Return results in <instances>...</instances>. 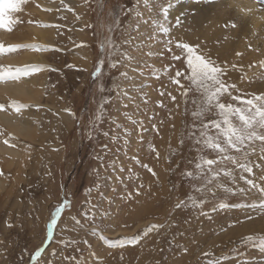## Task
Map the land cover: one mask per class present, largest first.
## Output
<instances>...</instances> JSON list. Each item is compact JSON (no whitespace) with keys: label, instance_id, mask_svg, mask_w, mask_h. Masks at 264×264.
I'll list each match as a JSON object with an SVG mask.
<instances>
[{"label":"rangeland","instance_id":"1","mask_svg":"<svg viewBox=\"0 0 264 264\" xmlns=\"http://www.w3.org/2000/svg\"><path fill=\"white\" fill-rule=\"evenodd\" d=\"M198 1L174 0V3L187 6ZM50 2L55 5L54 8H44L38 1L28 0L22 5V11L12 13L19 22L13 25L10 33L13 34L17 29L26 31L25 28L29 27L41 30L47 28L44 25H49L48 29L51 28L54 35L53 44L20 43L37 44L47 50L19 49L0 56L2 65H8L5 63L6 58L13 59L16 56L18 59L27 52L41 55L44 60L28 64L38 65L40 69L20 79L36 77L42 90L40 98L32 102H20L10 97L0 98L1 104L5 106L1 113L11 116L31 113L32 121L28 136L13 141L5 131L6 128L0 124V132L4 133L0 135V140L8 139L9 146L21 150V154L25 153L21 160L16 161H9L7 155L5 157L0 154V264H33L31 255L42 247L45 251L37 258L38 264H157V261L159 264H206L208 259L222 256L228 258L222 260L221 264H264V252L240 244L241 238L247 235H264V211L246 207L212 211L213 205L220 201L243 205L258 202L262 198L256 189L246 185L243 180L237 178L233 184L228 178L221 176L220 182L234 192L237 188H245L247 192H236L233 195L216 188L215 196L209 195V203L203 207L207 216L201 215L199 209L174 207L178 200L185 199L190 192V182L182 178L181 173L185 170L195 171L194 164L198 155L195 149L199 146H194L186 137L187 126L193 122L191 111L194 106L191 101L198 98V94H189V114L183 115L184 104L179 86L172 84L169 77L177 69L186 75L189 70L183 59L173 61L170 59L171 54L164 51V35L157 33L160 41L151 46V57H145L142 62H133L130 66L113 69L109 67L107 49L102 52L100 48L101 40L108 35L106 26L112 23L108 13L120 4L131 6L133 0H103V12L94 0L88 6H84L83 0H64L63 4L61 0H51L47 4ZM208 2L210 0H200L197 3L199 6L200 3L211 5L210 10L200 6L201 11L205 9L203 19H196L195 22L192 19L185 20L179 28L175 26V21L170 23L166 20L165 25L171 30L170 38L193 46L200 43L199 51L208 53L213 60L218 59L217 64L220 60V66L227 70L231 68V71H235L238 79L231 82L226 77L229 83L235 84L239 89L234 95L251 98L253 94H264V68L259 66V61L264 60V56L258 55L263 46L261 40H257V34L248 37L240 50L242 55L237 56L239 46L235 45L237 41L234 39L236 27H231L230 22L235 20L234 23L237 24L239 20L230 13L228 16L233 19L220 26L217 11L212 7L215 3ZM64 5L73 11H69ZM138 8L144 12L142 5ZM52 14L56 16L57 22H50ZM44 15L47 17L44 18ZM126 19L127 17H123L121 22ZM150 19L151 17L149 21ZM102 23L104 28H101ZM88 24L93 27H87ZM1 31L8 32L4 29H0ZM174 34L177 36H173ZM66 37L70 39L67 40ZM119 37L120 33L116 32L117 43ZM0 42L5 44L1 37ZM246 43H250L251 47ZM156 59L158 62H155ZM112 60H119V56L114 55ZM169 65L171 67L165 71V66ZM232 65L236 67L233 68ZM153 68L159 79L152 74ZM122 72L128 73L127 78L120 75ZM251 78H258L259 81L255 82ZM132 82L137 85L135 89ZM181 83L185 87L189 84L185 79H181ZM100 84L104 86L103 93L98 91ZM161 91L166 94L161 96ZM125 92L136 98L135 104L125 98ZM169 92L177 97L175 102L167 95ZM141 95L147 96V103L139 99ZM102 97H109L111 103L105 104L107 114L99 124V130L94 132V138L90 140L87 136L89 121ZM12 101L28 107L15 112L9 107ZM158 102H162L164 107H159ZM224 102L233 101L228 98ZM233 103L239 104L238 101ZM125 104L129 106L125 108ZM177 104L180 105L179 109ZM65 109H70L74 115H70ZM129 117L142 123L133 124ZM215 118L208 115L205 121ZM154 124L159 128V133L153 129ZM124 129L129 133L126 145L123 139ZM182 130L185 142L180 148ZM103 132L108 135H103ZM114 137L120 139H113ZM105 145L107 151L104 150ZM169 145L180 153L173 155L170 162ZM202 154L208 158H216V154L210 150H205ZM97 156L103 158L102 162L96 159ZM133 157L139 159L140 164ZM250 159L254 164L264 165V161L259 159L258 151ZM143 165H148L156 175L153 176ZM253 172L254 175L249 178L264 187V181L260 180L264 171L254 167ZM96 184L100 185L98 189ZM90 188L91 195H88L87 190ZM65 199L71 202V207L64 208L57 217L58 224L52 238L48 239L47 225L56 208ZM72 217L79 219L80 225H74ZM8 224L13 226L7 227ZM153 224L166 226L159 233L154 231L144 236V230ZM65 225L68 227L65 228ZM93 228L99 231V235ZM100 235L111 242L125 243L122 246H110L100 239ZM133 237L139 238L138 243L126 242ZM62 240L64 243H61ZM184 248L187 252L183 251ZM53 250L55 255H52ZM205 252H211L212 255L204 257L202 254ZM237 252L241 255H237ZM65 257L74 259H64Z\"/></svg>","mask_w":264,"mask_h":264},{"label":"snow or ice","instance_id":"2","mask_svg":"<svg viewBox=\"0 0 264 264\" xmlns=\"http://www.w3.org/2000/svg\"><path fill=\"white\" fill-rule=\"evenodd\" d=\"M28 0H0V29H4L8 32L13 30V25L19 21L12 16V13L22 11V5L26 4ZM64 0H61L63 4ZM84 6H88L92 0H83ZM96 6L103 12L104 3L103 0H94ZM146 0H133L131 6L128 4H120L115 10H110L108 15L112 18V23L106 26V31L108 35L105 36L100 43V48L102 52L106 51L107 59L110 61V68H117L118 66H130L133 62H142L145 57H151L153 51L151 46L157 42V33H164L166 35H171V30L169 27L165 26V21L168 19L170 10L175 11V26L181 27L183 25L184 19L188 17L189 14L195 19L196 15L200 12V6L197 3H192L185 7L184 5H176L174 0H147L150 5L145 8L151 17L150 21L146 20L144 17V12H142L138 5H142ZM218 0H210V3H216ZM256 3L264 5V0H256ZM64 7L68 8L69 11H73L67 5ZM51 11V9H47ZM257 11H264V7L256 9ZM242 12L245 14L251 13L253 9L242 8ZM127 17L122 23V18ZM77 19H80L77 16ZM149 24L150 31L141 32L142 24ZM228 25H226L227 27ZM230 26L235 28L237 25L234 22H230ZM44 27H49V25H44ZM87 27H93L92 24H88ZM105 25L101 24V28ZM119 32V43L115 38V33ZM173 47L178 49L180 54H176L173 51ZM199 45H190L184 43L180 40L169 38L165 41L164 51L171 54V59L173 61H180L183 59L184 63L189 70V74L177 69L175 74L170 76V82L174 85L179 86L180 95L183 98L184 110L183 115L187 116L189 114L188 104H189V94L195 92L198 94V98L192 99L191 103L194 106L191 111L192 124L188 125L187 139L192 142L194 146L198 145L195 150L198 155L196 157V163L194 164L195 171L185 170L181 173L182 178H186L189 183L190 192L185 199L178 200L174 207L176 209L191 208L193 210L199 209L201 215L207 216V213L203 211L204 205L209 203L208 196H215V189L220 188L224 191L230 192L233 195L236 192L241 194H246L247 189L237 188L235 192L232 188L226 187L221 183V176L228 178L233 184L236 183L237 178L243 180L244 183L253 189H256L260 196L262 197L258 202H252L249 204H229L223 201L214 204L212 211L225 210L228 208L236 207H246L252 209H260L264 211V187L257 184L255 180L249 178L254 175V167L260 168L264 171V165L254 164L250 157L259 152V159L264 161V94H253L251 98H243L239 95H234V92L239 91L235 84L229 83L226 79L227 68L220 66L216 63L212 57L203 51H199ZM251 47V45H249ZM19 49H32V50H47L43 46L37 44H9L5 45L0 42V56L17 52ZM147 49V51H145ZM256 51H259L256 49ZM114 55L119 56V60H112ZM161 57L163 52L160 53ZM237 56L242 55L241 53H236ZM103 64V61L99 62ZM259 66L264 68V60L259 61ZM147 67H152L147 65ZM171 66H165V71H168ZM235 68V65H232ZM251 67V66H250ZM40 69L38 65H25L23 67H14L12 65H2L0 64V83L6 81H18L21 77H26L30 73L35 72ZM99 71V69H98ZM153 75L159 79L153 68ZM120 75L127 78L128 73L122 72ZM181 79H185L189 82L188 86L185 87L181 83ZM133 89L137 87L134 82H132ZM141 92L143 91L141 87ZM98 91L103 93L105 91L103 84H100ZM166 93L161 91L160 95L164 96ZM171 101L175 102L177 97L172 95L170 92L167 93ZM126 99L131 103L135 104L136 98L129 96L127 92L124 93ZM230 98V101H238L239 104L233 102H224L226 99ZM139 99L143 103H147V96L141 95ZM111 103L109 97H102L93 118L89 121L90 130L87 133L88 138L91 140L94 138V132L99 130V124L103 122L104 116L107 114L105 109V104ZM129 105L125 104L124 107L127 108ZM159 107H164L162 102H158ZM11 107L15 112H20L22 109L27 108L28 105L12 101ZM178 109L180 105L176 106ZM5 110V106L0 104V111ZM64 111L71 113L70 109H65ZM208 115L215 116V119L205 121V117ZM169 118H172V113H169ZM131 120V117H129ZM131 123L137 124L142 123L141 121L131 120ZM160 123H163L161 121ZM175 128V125L172 126ZM153 129L159 133V128L154 124ZM103 135L107 136V132H103ZM0 135H3L0 132ZM128 131L124 129V143L125 145L128 141ZM11 136V134H9ZM113 139H120V137H114ZM5 144H9V140L5 139L3 141ZM185 142V134L183 130L179 138V147L182 148ZM104 150L107 151V145H105ZM210 150L212 153L216 154V158H208L203 155V151ZM153 151L155 148L153 146ZM178 149H172L169 145V162L173 155H178ZM159 153L157 152V157ZM97 160L102 162L103 158L97 156ZM133 160L140 164L139 159L133 157ZM114 163V162H113ZM231 165V167H228ZM179 165H177L178 167ZM147 170L152 173L153 176L156 173L148 167V165H143ZM123 171V168H121ZM131 171V170H130ZM171 171V170H170ZM237 173L239 176L237 177ZM248 174L245 176L244 174ZM2 174V173H0ZM98 175V170H97ZM260 180L264 181V175L260 176ZM193 181H198L199 183H192ZM95 187L98 189L99 184ZM142 187V185H141ZM177 186H173L176 188ZM172 189H170L171 191ZM92 189H88V195H91ZM130 195V194H129ZM201 198H197V197ZM89 203H91L89 201ZM70 208L71 202L67 199L56 208L55 214L51 217L50 222L47 225V236L51 239L53 236V231L58 224L57 217H59L64 208ZM87 215V214H85ZM94 215V213H93ZM252 217H249L251 219ZM74 225H80V220L75 217L71 218ZM13 225L8 224L7 227H12ZM166 225L153 224L146 228L143 232L144 236H147L151 232L159 233L160 229L164 228ZM68 226L65 225V228ZM94 232L99 231L96 228L92 229ZM100 239L105 241L110 246H115V244H120L121 246L124 241L111 242L103 235H100ZM138 237H133L131 240L126 241L127 243L136 244L138 243ZM61 243H64L62 240ZM72 243H75L74 241ZM240 244L246 245L250 248L260 249L264 252V235H247L241 238ZM47 245V240L45 241ZM45 248H39L36 250L34 255H31L30 259L33 264H38L37 258L41 256ZM187 252V249H183ZM235 251V250H234ZM55 250H53L52 255H55ZM204 257H210L211 252H205L202 254ZM237 255L241 253L237 252ZM123 258V257H121ZM227 256H222L216 259H208L206 264H221L222 260L227 259ZM64 259H74L71 257H65ZM159 264V261H157Z\"/></svg>","mask_w":264,"mask_h":264},{"label":"bare ground","instance_id":"3","mask_svg":"<svg viewBox=\"0 0 264 264\" xmlns=\"http://www.w3.org/2000/svg\"><path fill=\"white\" fill-rule=\"evenodd\" d=\"M38 1V4L40 3L41 6H43L44 8L46 7H53L54 8V4H52V2H50L49 4H47L48 1L51 0H36ZM200 1V0H199ZM198 1V2H199ZM203 1V0H202ZM220 1L219 3H215L212 5V7H214L215 11H217V15L219 16V23L220 26H222V24H226L228 22L229 19H233V18H229L230 13H232L235 17H237V19L239 20V22H237V26L236 29L234 30V39L237 41L236 44H238L239 47L237 51H239L238 53H240L241 48L243 47V44H245V41H247V38L250 37L254 34H257V40L259 41V39L261 40L262 43V48L261 51H259V56H264V11H257L256 9H259L261 7H264V5L258 4L256 3V0H218ZM66 2V1H65ZM198 2H194V3H198ZM30 3V2H29ZM32 3V2H31ZM67 3V2H66ZM210 3V2H208ZM186 4V3H185ZM211 4V3H210ZM199 5V4H198ZM139 6V5H138ZM150 5L147 3V0L144 4H142V8L145 11V8L149 7ZM200 6L206 8V9H211V5H204L203 3H200ZM187 7V6H185ZM242 8H251L253 9V11L251 13L245 14L244 12L241 11ZM40 9V8H39ZM205 10V9H204ZM204 10L199 12L198 15H196L195 19H193L192 15L189 14L188 17L185 20H190L192 19L194 22L196 21V19H203L205 18V13ZM36 12V11H35ZM206 12H208L206 10ZM211 12V11H210ZM213 12V11H212ZM215 13V12H214ZM43 15V14H42ZM57 15V14H56ZM229 15V16H228ZM232 15V16H233ZM47 16L44 15V18H46ZM144 17L146 20H149V14L148 12L144 13ZM209 17V16H208ZM221 17V18H220ZM234 17V19H235ZM175 11L170 10V14L168 17V22L173 23L175 20ZM215 19V18H214ZM54 20H56V16L55 15H51L50 17V22H54ZM170 20V21H169ZM208 20V19H207ZM207 20H205V22H207ZM202 21V20H201ZM231 20H229L230 22ZM57 22V20H56ZM167 22V23H168ZM189 22V21H187ZM193 22V23H194ZM200 22V21H199ZM210 22V20H209ZM212 22V21H211ZM210 22V23H211ZM216 22H217V18H216ZM235 22V20H234ZM50 24V23H49ZM166 24V22H165ZM169 24V23H168ZM201 24V23H200ZM185 25V23H184ZM188 25V24H187ZM204 25H207L204 24ZM203 25V26H204ZM166 26V25H165ZM169 26V25H168ZM183 26V25H182ZM193 26V25H190ZM215 26V25H214ZM194 27V26H193ZM217 27V26H216ZM42 28V27H41ZM49 27L45 28V29H37L36 27H29V28H25L26 31H23L22 29H17L16 32H14L13 34L10 32H0V37L5 41V44H20V43H25V42H39L41 44H53V37L54 35L51 33L50 29H48ZM207 28V27H206ZM231 28V27H230ZM24 29V30H25ZM193 29V28H192ZM191 29V30H192ZM52 30V29H51ZM141 32H147L150 31V27L149 24L144 23L142 24L141 27ZM177 30V29H174ZM197 30V29H196ZM218 30V29H217ZM216 30V31H217ZM225 30V29H224ZM232 30V29H230ZM186 31V30H185ZM227 31V30H226ZM26 32V33H25ZM198 32V31H197ZM201 32V31H200ZM221 32L218 31V33ZM177 32H175L176 34ZM181 33V32H180ZM191 33V32H190ZM205 33V32H204ZM210 32H208L209 34ZM214 33V32H212ZM229 33V32H228ZM160 35H164L163 38V44H165V41L167 39L170 38L169 35H166L164 33H159ZM173 35V36H177V35ZM179 34V33H177ZM205 34V35H208ZM231 34V33H230ZM119 35V34H118ZM158 35V34H157ZM157 36V41L159 42V36ZM180 35V34H179ZM210 35V34H209ZM212 35V34H211ZM227 35V34H226ZM232 35V34H231ZM192 36V35H191ZM195 36V35H194ZM199 36V35H198ZM183 37V36H182ZM196 37V36H195ZM67 40L70 39L69 37H66ZM178 38V37H177ZM197 38V37H196ZM209 38V36H208ZM191 39V38H190ZM200 39V37H199ZM222 39V38H221ZM233 39V38H232ZM255 39V38H254ZM250 40V39H248ZM191 41V40H190ZM211 41V40H210ZM229 41V40H228ZM252 41V40H251ZM189 42V41H188ZM195 42V41H194ZM224 42V41H223ZM3 43V42H2ZM157 43V42H156ZM155 43V44H156ZM197 43V42H196ZM207 43V42H206ZM209 43V42H208ZM258 43V42H257ZM65 44V42H64ZM192 44V43H191ZM200 44V43H199ZM198 44V45H199ZM231 44V43H230ZM252 44V43H251ZM255 44V42H254ZM204 45V43H203ZM229 45V44H227ZM232 45V44H231ZM230 45V46H231ZM246 45H248V43H246ZM250 45V43H249ZM248 45V47H249ZM233 46V45H232ZM237 46V45H236ZM208 47V46H206ZM213 47V46H211ZM221 47V46H220ZM226 47V46H225ZM261 47V46H260ZM224 48V46L222 47ZM232 48V47H231ZM217 49V48H216ZM220 49V48H219ZM236 49V48H234ZM250 49V48H249ZM218 50V49H217ZM228 50V49H227ZM230 50V48H229ZM233 50V49H232ZM173 51L176 54H180L178 49H173ZM209 51V50H208ZM236 50H234L235 52ZM255 51V50H254ZM225 52V50H224ZM232 52V51H231ZM244 52V49H243ZM156 53V52H155ZM215 53V52H214ZM226 53V52H225ZM233 53V52H232ZM237 53V52H236ZM221 54V53H220ZM235 54V53H234ZM257 54V53H256ZM215 55V54H214ZM227 55V54H226ZM219 56V55H218ZM241 56V55H240ZM158 57V56H157ZM225 57V56H224ZM246 57V56H245ZM257 57V55H256ZM233 58V57H232ZM242 58H244L242 56ZM171 59V58H170ZM234 59V58H233ZM218 59H215L216 63H217ZM243 60V59H242ZM247 60V59H246ZM256 60V59H255ZM170 61V60H169ZM234 61V60H232ZM257 61V60H256ZM38 62H44L43 58L41 55H33L30 52L24 54V56H22L21 58L16 59H7L5 63L8 65H12L14 67H22L28 64H32V63H38ZM155 62H158V60L156 59ZM154 62V63H155ZM222 62L219 60V64L220 65ZM231 63V62H230ZM229 63V64H230ZM227 64V65H229ZM242 64V63H241ZM179 66V65H178ZM231 68H229L227 70V78L229 80H231V82L235 81L236 79H238V76L235 75V71H231ZM231 72H230V71ZM38 78V77H37ZM40 79V78H39ZM255 82L259 81L258 78L252 79ZM43 83V82H42ZM41 92L42 90H40V86L39 83L36 79V77L32 76L31 78H24L22 80H18V81H6L3 83H0V98L1 99H5V97H10L13 99H16L17 101H30L32 102L33 100L40 98L41 97ZM36 101V100H35ZM1 104V101H0ZM37 114V113H35ZM40 115V114H38ZM36 116V115H34ZM37 118V117H36ZM39 118V117H38ZM31 113H21L18 115H7L4 113L0 112V124L1 126L3 125V128H6L5 131L7 130V133L11 134L10 139H12L11 141H13L14 139H21V138H25L28 136V131L30 130L31 127ZM40 133V132H39ZM4 134V133H3ZM38 136V135H37ZM8 137V136H7ZM13 137V138H11ZM16 141V140H15ZM30 141V140H29ZM15 144V143H14ZM19 146V145H18ZM17 147V146H16ZM15 147V148H16ZM21 147V146H20ZM18 148V147H17ZM21 149V148H20ZM27 151V150H26ZM23 152V151H22ZM0 154L5 156L7 155V157H9V161L12 160H17L20 159L21 160V156L23 157L24 154H21V150L18 149H14L13 147H11V145L9 146L8 144H4L3 141L0 140ZM2 180V179H1ZM0 180V187L2 186V181Z\"/></svg>","mask_w":264,"mask_h":264}]
</instances>
